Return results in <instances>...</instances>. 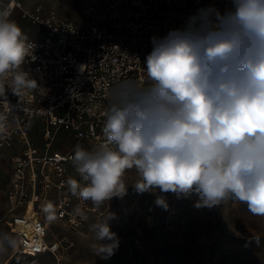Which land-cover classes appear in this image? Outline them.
Instances as JSON below:
<instances>
[{
  "label": "clouds",
  "instance_id": "obj_1",
  "mask_svg": "<svg viewBox=\"0 0 264 264\" xmlns=\"http://www.w3.org/2000/svg\"><path fill=\"white\" fill-rule=\"evenodd\" d=\"M11 16L0 6L3 97L6 82L16 93L33 81L21 67L33 45ZM151 43L146 83L123 80L108 93L105 142L75 146L72 164L86 183L69 177L71 194L99 208L126 194L125 174L135 169L138 193H197V208L231 198L264 217V0H231L223 13L200 8ZM155 203L168 208L163 196ZM113 218L91 225L94 254L104 260L119 247Z\"/></svg>",
  "mask_w": 264,
  "mask_h": 264
},
{
  "label": "built area",
  "instance_id": "obj_2",
  "mask_svg": "<svg viewBox=\"0 0 264 264\" xmlns=\"http://www.w3.org/2000/svg\"><path fill=\"white\" fill-rule=\"evenodd\" d=\"M80 2L83 26L54 9L45 11L42 5L30 7L22 0H0V6L11 9V19L19 13L35 29V35L23 30L33 48L21 66L33 80L32 86L14 93L6 82L5 97L0 96V155L5 150L16 151L5 190L10 211L25 208L37 197L34 237L26 232L30 220L23 212L6 221L11 233L19 227L17 251L23 255L60 251L59 240H41L45 232L49 236L53 219L75 226L82 223L77 209L81 212L86 201L73 196L66 183L72 177L68 171L73 166L74 148L82 141L93 147L105 142L102 129L108 93L123 80L146 83L144 67L152 51V37H164L170 30L181 28L200 8L215 6L223 13L231 7V0ZM37 122L42 124L46 138L43 148L32 138L31 128ZM64 131L75 137V146L65 152L52 149ZM45 184L54 186L59 200L44 213L48 194H40L38 189Z\"/></svg>",
  "mask_w": 264,
  "mask_h": 264
},
{
  "label": "rangeland",
  "instance_id": "obj_3",
  "mask_svg": "<svg viewBox=\"0 0 264 264\" xmlns=\"http://www.w3.org/2000/svg\"><path fill=\"white\" fill-rule=\"evenodd\" d=\"M22 1L30 7L42 5L45 11L54 9L80 26L85 24L80 0ZM13 20L22 30L35 35L33 26L19 13ZM41 128L42 124L36 123L31 132L35 144L43 148L46 138ZM75 144V137L64 131L51 148L65 152ZM79 144L86 149L94 146L88 141ZM15 152L5 150L0 155V264H264V217L252 214L245 203L229 198L211 208H197V193L178 197L172 192L162 193L157 188L141 194L134 187L140 179L135 169L125 174L126 194L114 196L99 208L90 200L83 204L80 225L57 219L50 222L49 240L57 239L62 243L57 254L23 255L17 251V228L14 227L12 234L6 221L22 212L34 221L35 211L32 213L30 209H34L35 203L10 211L5 190L12 176ZM68 174L78 177L82 184L86 183L73 166ZM38 190L40 194H48L45 213L59 199L53 185L45 184ZM157 196L165 197L167 210L155 203ZM77 202L79 200H75ZM110 213L114 218L108 223L117 235L119 247L114 255L104 260L94 254L93 245L97 241L91 225ZM6 237L15 242L14 246Z\"/></svg>",
  "mask_w": 264,
  "mask_h": 264
},
{
  "label": "bare ground",
  "instance_id": "obj_4",
  "mask_svg": "<svg viewBox=\"0 0 264 264\" xmlns=\"http://www.w3.org/2000/svg\"><path fill=\"white\" fill-rule=\"evenodd\" d=\"M35 201H36V197H34L33 199H31L30 201H29V203H27L28 204V206H29V204L30 203H32V205L35 203ZM31 210V212L33 213L34 212V209H30ZM25 215V214H24ZM27 219H28V217H26ZM30 224L27 226V228H26V232L28 233V235L29 236H32V237H34L35 235V233H36V231H37V227H36V223H35V220L34 221H32V220H30V222H29ZM14 227V226H13ZM19 232H20V230H19V227H17V231H16V233L17 234H19ZM41 233V232H40ZM45 234H46V237L45 238H41V240L43 241V242H46V243H48V241H49V238H48V233L47 232H45Z\"/></svg>",
  "mask_w": 264,
  "mask_h": 264
},
{
  "label": "crops",
  "instance_id": "obj_5",
  "mask_svg": "<svg viewBox=\"0 0 264 264\" xmlns=\"http://www.w3.org/2000/svg\"><path fill=\"white\" fill-rule=\"evenodd\" d=\"M37 124L39 125L40 123H39V122H37Z\"/></svg>",
  "mask_w": 264,
  "mask_h": 264
}]
</instances>
